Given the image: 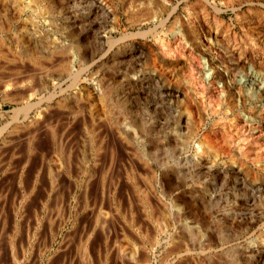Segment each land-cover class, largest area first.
<instances>
[{
    "label": "rangeland",
    "instance_id": "obj_1",
    "mask_svg": "<svg viewBox=\"0 0 264 264\" xmlns=\"http://www.w3.org/2000/svg\"><path fill=\"white\" fill-rule=\"evenodd\" d=\"M29 1L31 0H28V2ZM72 1L74 2V0ZM89 1L91 2L92 0H80V1L77 0L74 3L71 2L72 4L71 5L70 0H69L68 8L70 9L68 8L61 9L60 8L61 6L58 0L56 2L53 1L54 6L58 10L60 9L59 11H62V14L60 15V17H58L59 21L57 22H59V24L62 26L65 25V28L68 26L67 29L69 28L70 29V30L68 29L69 32L72 31L71 33H74L73 35L80 34V32L84 30V28L86 29L83 32L87 33L89 29V32L91 34L89 33L87 34H88V37H91L90 39H92L93 34L96 32L99 26L96 25L95 23L92 26L93 29L94 28L95 29L91 31L90 30L91 27L88 26V24H86L87 22L85 24L80 22L81 23L80 26L82 27L81 28L78 25L77 26L75 25L76 27L75 26L73 27L74 21L75 19L78 21L87 19V17H89V15L91 16V14H92L91 20L93 19L95 21L101 20L100 22L102 26L100 25L99 28H101L100 32H102L101 34L102 36H104L103 40H104L105 50L103 49V52H101L102 54L100 53L98 55L97 60L98 58H103V61H106V63H108L109 65L111 64L110 67H112L111 68L112 73H114V76H115V84L119 86L120 89L122 90L121 98L123 96V98L126 99L125 95H129V94L132 96V100L130 99L128 103L125 102L126 104L125 108L118 107V105L114 103L109 107L108 110H111V111L114 110L115 113L111 112V117L113 114H115L112 117L113 121L118 120V122L119 123L121 122V124L129 125L132 122L131 121L132 116H133L132 118H134L135 116L136 118L140 117V119H149V121L152 122L153 129L154 128L156 129V130L154 129L155 132H153L152 134L153 136L152 139L155 140V142L153 141L154 143L153 144L150 141L146 140L145 147L148 150V152L155 150L154 152H152L153 155H155L156 158H158L159 156L158 159H162L165 161L168 160L170 166L172 165L176 166L178 161H179V164H180V161L181 163H183L185 154H184V151L182 150V145L180 143L178 145L177 143H175L173 139V135L174 133L176 134L177 132L181 133V131L182 132L184 131L182 127L185 123L186 118L189 117L187 107H186V102H185L186 101L185 91L189 89H190L189 92L192 93L193 97L198 102V104L200 103L199 105L201 109L206 114V126H204L203 129L207 131H212V129L217 128L227 135H231L234 132V134L231 136L232 139L233 138L247 139L246 143L248 145L244 144L245 147L243 146L244 147L242 148L243 151L241 150L240 152H238L236 150L234 151V149L236 148L233 149L234 151L232 155L233 158L231 157V159L235 160L236 163H233L230 157L224 158L222 159V161L226 163L228 162L227 164L229 165L233 164V166L237 167L242 157L254 156L259 150L264 151V92H262L264 90H261L260 86H255L256 91L254 94H252V96L251 95L245 96V94L243 93V98H245L244 104H243L244 110L247 113H250L252 117L254 118L253 123H250L253 125V127L252 125L249 124L248 126H246V128L248 127L247 130L246 128H244L243 130L242 128H240V126H237L238 124L236 123L237 122L236 120H232V118L234 117L231 115V113L226 114L227 111H225L223 99L218 90L214 91L212 89L211 90L209 89V91H202L203 85L200 86V84H204L203 77H205V74L203 75L204 72L202 71V67L200 66L201 67L200 68L198 64H195L194 67H191V65L188 66V62L190 61L187 59L188 55L195 54V51L190 46V44H188L187 37H186L187 35L186 33L188 32V30H191L193 32L196 30L195 35L197 34L196 36L197 37L199 36L203 43V44L201 43V47H202L201 49L203 52L205 51L204 53H207L210 55L208 56L210 57L211 62L213 63V64L211 63L212 66L221 70L222 73L224 70L225 71L227 70V72L230 74V78L232 81L230 85L233 88L232 100L235 102L233 103L237 108L238 107L241 108L240 104L237 103L238 95L235 94L236 90L234 91V88L242 83L244 85L249 84L251 86L250 81L248 83L247 80L249 79V77H251L253 73L259 72L264 75V67H263L264 66V0H240V2H238L239 0H167L166 10L164 12H159L158 14H156L157 11H159L158 5L157 7L155 5V3H157L156 0L154 1L153 0H147V1L146 0H139V1L138 0H96V1L103 2L106 6V15L103 19H99V20L98 19L96 20L95 18H93L94 13L89 12V8H90ZM32 2L37 8H39V11L42 10V12L43 11L45 12V10H43L45 8L44 7L42 8L41 4H38L35 1H32ZM75 3L77 6H73V4ZM153 7H155L156 9ZM253 12L256 14H254ZM150 13L151 14L153 13L155 17L153 14L151 15ZM74 16H77V17L74 19ZM147 16H148V19H147ZM149 16L151 17V19ZM244 19L246 20L244 21ZM25 20H26V14L23 13L21 15L20 22H24ZM187 20L191 24H188ZM181 21L182 23L186 21V25L182 27V25L185 24V22L182 24ZM42 23L45 24L44 21ZM80 28L81 30H79ZM188 28H191V29H188ZM179 30L183 31L182 33L184 36L180 37V39L182 40L173 39L172 34ZM81 35H82V40H84L83 39L84 37H87L86 35H83V34ZM53 36L51 37L55 39L57 38V41L59 39L60 41H62V38L61 36H59V34L53 35ZM64 38L65 37H63V39ZM160 38L168 42L167 44L169 45H167L166 49L165 47H161L162 45L159 42ZM64 40L66 43L71 42L70 40L66 38ZM113 40L115 41L112 44L111 42ZM109 43H111V45H109ZM46 63H48L49 66ZM53 63L52 62L50 63V61L49 62L47 61V62H44V66L45 65L47 66V67L45 66L46 69H49L52 67L50 71L56 70L57 69L56 67H58V62L57 64L56 62H53ZM171 65L174 67L176 66L178 69L176 72L177 76L175 78L171 77L169 73V69L171 68ZM93 67L91 68V73L92 72L95 73L97 69L95 65ZM250 67H253V68H250ZM190 68L192 70L194 68L195 74H196L195 77L198 79L200 78L198 80V79L193 78L192 76V78L195 79V81L197 82V85L195 84L196 82H194V80H192V78L190 77L191 75L190 73H192V71L190 72ZM252 71L253 73H251ZM93 73L91 75H94ZM101 74L104 75L105 73L103 72ZM103 75H102V78L104 77ZM96 76L98 75H95L93 79L95 83H98L100 79H99V76L98 77ZM106 77H109V76H105L104 78ZM96 78H98L99 80ZM104 78H103V80H105L104 83H106L107 81L106 79L108 78L106 79ZM62 81H63L62 84L64 85V87L69 86L68 84H70V81L68 78H64ZM198 81L200 82L199 86H198V83H199ZM221 81L222 80H220V82ZM257 92H259L260 94H258ZM227 93L228 92L225 93L226 97L229 94ZM96 101H94V104L95 106L97 105L98 107L96 108L97 111H100L101 114H104L103 112L105 110L102 108V106L101 107L99 106V102L96 104ZM86 103L88 102L83 100L82 106L86 105L85 107L87 108L88 105ZM212 106L213 107L217 106L216 109L217 110L219 109L218 115L212 113V111H214V109H212L213 108ZM17 107H19V104L11 103L10 101L9 102L4 101L3 98L0 97V145L2 146V148L0 146V149L2 150V151L0 150V153H2L0 154V157H1L0 158V164H1L0 165V264H107L106 262H107L108 252H106V250L108 249L110 250V248L114 247L112 243H108L109 245L112 244L110 246L106 244L107 236L110 238L109 242L114 241L115 243V241L117 240L118 246L119 244L120 245L122 244L128 248L129 246H131L130 248L132 249L133 247L132 245H130L131 242L136 243L140 240L139 239L140 237L141 238L143 237L141 236V234L130 232L129 231L130 228L129 229L124 228V227H127L128 220L131 219L129 217L131 215L127 216V214H131V210H130V207L128 206V203L129 205L130 203L132 205L134 202L133 207H132L133 211H135L134 213L140 210L139 209L140 204H139V201L137 200L138 197L135 198L136 196L133 195L134 189L132 190V187L133 185H137V186L139 185L140 187H142L143 185L145 186L146 184L145 180L147 179L146 177L140 176V174L142 175L143 173V170H142L143 166L141 165L140 162H138L139 159H137V162L135 161L136 160L135 158H138L136 156V152H134L136 149L135 148L129 149L127 147V151L128 152L131 151L132 153L131 155L130 153L127 152L129 154V157H128L125 151L126 148H124L125 150L123 149V152H122L124 155L123 154L121 155L120 153L122 151L121 147H119V145L117 147L115 141L113 140V137L110 136L111 137L109 138L110 143H108V145L113 142L115 145L113 144L114 145L113 146L111 144L112 146L109 145V148L107 145L106 151L104 152L105 154L102 153L101 154L102 157H100L101 159L99 160H101V162L103 160H106L105 161L106 164L109 165L111 161V156L115 154V156L113 157H114V162L116 160L115 164L117 167L115 166L114 171H117L116 173L120 171L118 175H120L121 178L123 179V180L121 179V181L124 183L126 182L125 184L124 183L122 184H124V187L126 184L128 185V186L126 185V187L124 188L125 191H121L122 194L121 193L119 194L118 200L119 198L121 199L120 201H122L123 199L122 202L124 203V207L126 206L125 204H127L128 208L125 207L127 209L124 208L121 214H117L115 211L114 212L116 214H114V212L112 214V212L110 211H113L114 209L110 210V208L112 207H110V204L107 203L106 204L107 206L105 205V210L107 209L106 212L110 213V215H108V217L103 216L104 219L103 218L101 219L100 217V219L102 220V222L100 220V224H103L104 223L103 220L107 218L108 220L107 221L105 220V221L106 222L109 221L108 226L110 225L112 226L111 223L113 221L114 222L116 221L114 224L115 225L117 224V225L114 227L118 229L116 231H113L111 230L112 228L110 226L108 227L110 230L109 231L106 227L105 229H106V233L108 234L107 235L103 227H98L95 231L98 233L99 228H101L99 231L100 233L98 235H96L97 233H94V236L92 234V238L94 237L93 239L97 241L96 237L97 238L101 237L100 239L98 238L100 247H99L98 241L95 242L93 239L92 240L90 239L91 242L89 241L90 243H87L88 244L87 245L85 242V239H87L86 236H88L89 233H93V231L87 229L86 230L87 232H86L84 229H86V227L89 228L88 225L90 226V224L95 222V221L94 222L92 221V223H90L92 219L91 220L89 219V218H93V220H95L94 219L95 216L93 217L91 209L87 210V212L89 213L85 212L86 215L88 214L87 216L83 214L84 211L82 208L86 204V197H84L85 195H84V192L82 191L84 190V188L80 186L79 190L76 191V188L74 187L75 185L73 183L69 184V182L65 184L66 186H63L64 188L63 187L61 188V186L57 185L58 182L56 180L57 178L56 175H57V166L59 165V159L63 157H65L66 159V156H67V155L64 156L60 148L57 146V137H56L57 133H55V131L53 130L55 129L54 126L57 127V124H56L57 114L54 115L53 117V118H56L55 119L56 121L52 119V117L50 116L51 118L46 117L44 119L45 122L42 121L44 123L42 122L40 123V128L41 129L45 128V130H42L44 133L41 131L42 134L39 133V137L37 136L34 138L35 145L33 144V146H30V145L27 146V144H29L28 142L30 141L29 140L30 135L29 134H28L29 136L27 135L28 130L26 131L25 128L27 129L29 122L28 120H26L24 115H20L18 119H15V117H13L15 116L14 109H16ZM203 107L205 110L203 109ZM100 108L102 110H100ZM110 108H113V109H110ZM125 110H128L131 113V115L127 113L128 111L124 112ZM223 114H225V116ZM226 115H229V116H226ZM47 118L48 119L50 118L49 119L50 121ZM46 121L47 123L51 121L53 122V123L52 122L48 123L49 125L50 124L54 125L53 127L52 125H50L53 129H51L49 125H48L49 127L46 125L47 124ZM79 123L80 125L79 126L77 125L76 128L74 127L72 132L69 133L70 135L72 134L71 136H69L68 134L67 135L65 134V136L67 137L66 139L64 137L65 140H69L72 138L67 143V146L65 148L66 149L65 154H67L68 151H71L72 153L71 155L73 156L71 157V159L73 158L72 159L73 167L75 166L74 171L75 173L77 172L78 176L80 177L79 179L81 180L84 186L85 183L83 182L88 179V175H86L83 172L85 169L81 168V166L84 167L83 166L84 165V154H87V155L90 154L89 156L93 157L92 160L89 162L88 168L89 170L91 169L90 171L94 172L95 169L93 167V164L96 161L95 160L93 161V159L94 157H97L96 156L97 151L95 150L97 149L98 145H97V142H95V147H94V143H91V142L88 143L89 140L86 138L87 137V134L85 133L86 130L83 127L84 125L81 124L82 120H79ZM21 124H23V126L25 127L24 128L23 126H21V128L25 130L26 133L20 128ZM43 124H45V126H43ZM212 124H214L215 126H213ZM87 125H89V123ZM2 127L3 128L7 127V128L4 130ZM225 128H226V131H225ZM88 130L90 131L91 129L88 128ZM157 132H158V135H157ZM26 135L29 139L26 137ZM68 137H71V138H68ZM218 137H221V135H218ZM158 138H159V141H158ZM142 139L144 138L142 137ZM219 139L221 140V138ZM3 142L6 145L2 144ZM35 146L36 147L38 146V147L36 148ZM57 147L59 151L57 150ZM112 147L114 148L112 149ZM117 149L118 150L120 149L119 150L120 152ZM111 150L113 151V155H111ZM169 151L172 154H170ZM244 151H247L248 153L250 152V154L248 155V153ZM86 152H89V153H86ZM30 153L34 155L32 156ZM116 154L118 157L122 159L121 161H120V158L116 156ZM133 154H135V156ZM122 156L124 157L122 158ZM74 159L75 161L73 162ZM132 160L134 162H132ZM105 162L103 161V163ZM237 162H238V165H237ZM136 163H140V165L137 164L138 165L137 166ZM134 165H136L137 167H135ZM50 167L52 170H54L53 171L54 173L52 172ZM131 167L133 168L135 167V169L139 168L137 170L139 171V174H137L138 172L136 171L135 176H134L135 179L132 181L131 180L128 181V180H125L126 176L124 174L125 173L124 171L125 169L131 170ZM32 170H34L35 172ZM98 170L99 169H96L95 171L97 172ZM263 170H264V166H263ZM51 172H52V175H51ZM28 173L30 174L28 175ZM31 173L38 176V180L35 177L33 178V176H31ZM16 175L18 176L17 178L15 177ZM39 175L41 177H39ZM262 175H264L263 172H262ZM28 176H30L31 179ZM241 177H243L245 181L247 180L246 181L247 185H250V187L264 185V181H263L264 176H262L263 177L262 179L259 178L260 180H257V181H254L252 177L249 176L248 174L247 175L242 174ZM22 178L24 180H22ZM221 178L222 177H219L215 181H217L216 182L217 187L221 191L222 196L224 197L226 196V197L223 198L221 196L219 205L214 208L216 211L213 209L212 221L214 222L215 225H217L216 227L219 228L220 226V228L223 227L225 230H227L228 236L230 237L232 236V232H235V234H233L231 238L233 241L230 239L231 241L229 243L230 245L229 244L227 245V246L233 247L237 245L235 243L240 242V240L236 239L238 231L239 232L241 231L242 232H248V231L253 232L255 230H258L259 231L258 233L264 232V225H262L261 227L262 222L264 224V212H262L264 211V205H263L264 204L263 203L264 194L261 195V194L256 193L257 194L256 196L258 197V201L256 203L257 205H254L253 207L248 208V206L245 205V201H244L245 197L244 195H242L243 194L242 191L240 192V188L237 187L239 183L235 181L236 179L233 177L229 179L228 181L224 182V179L223 178L221 179ZM76 179H78L77 176L75 177L74 181ZM97 180H98V177L97 179L93 178L91 181V184H90L91 187L89 188V190H91L92 194H95L94 191H96L95 187H97V184H96ZM76 182L78 184L80 183L78 182V180H76ZM129 182L131 186L129 185ZM136 182L137 183L139 182V183L136 184ZM67 184L70 186H68ZM65 187L67 188L69 187V188L67 189ZM128 187L131 190V191L129 190L131 198L128 196H125L126 193L128 192L127 190ZM60 194H62L63 197H65V200L64 198H61V200L63 199L62 201L60 200ZM127 194H129V192ZM91 197L94 198V196L92 195ZM92 198H88L90 200L88 201V203L91 202ZM127 198L129 202L127 201ZM72 200H73V203L71 205V210H70L68 205L70 201ZM125 200L127 201V203ZM93 201L94 199L92 200V202ZM260 202H261V207H260ZM90 204L92 205L93 203H90ZM78 207L80 208L82 207L81 208L82 211L80 210L78 211V209H80ZM260 208L262 209L260 210ZM126 210L130 211V213ZM250 210L252 212H255V215H254L255 219L253 222L250 218L249 220L243 217L247 219V221H245V219L242 218V215L246 213L248 214L249 212H251ZM81 214L83 215L82 216L83 219L81 217ZM125 216H127L129 219L125 218ZM140 216H141V213H140ZM236 216H238V219H239L237 223L235 220ZM81 219L83 220L82 221L83 224L85 223V221L87 223L88 220H90L89 224H86L85 228L81 225L82 224V222H80ZM118 220L120 222H118ZM223 221L225 223H222ZM248 221L251 222V224ZM243 224L245 226H243ZM79 225L83 227L84 229L82 228L80 230ZM99 226H102V225H99ZM78 230H80L82 233ZM83 230L85 232H83ZM172 231L173 229L170 230L171 233ZM126 232L130 234H127ZM121 233L122 235L124 233L127 234L128 238L130 239L124 240L125 242H122L123 238H120L122 237ZM131 233L133 236L131 235ZM79 234H81V236H79ZM83 234H84V237H86L85 239H83L84 238ZM134 234L136 235V239H138L137 241L134 238L135 237ZM76 235H78L79 237ZM69 236L71 237V239ZM73 236L75 238L74 240L72 238ZM162 239H163L162 244L159 247H157L153 253V255H155L156 257L154 260V264H161L162 256H164L163 261H162V263L164 264V261H165L164 259L167 255L166 250H168L169 245L165 243L166 242L165 234H162ZM69 241H71V244ZM92 241H94V244ZM80 243L82 245H84L85 243V245L82 246L80 245ZM91 244L93 246L95 245L94 249ZM104 246H105V249H104ZM81 247L83 251L81 250ZM149 249L153 250L151 247H149ZM100 250H101V253L99 252ZM169 259L174 260V257L171 256L169 257ZM112 263L113 262L110 261L108 264H112Z\"/></svg>",
    "mask_w": 264,
    "mask_h": 264
},
{
    "label": "bare ground",
    "instance_id": "obj_2",
    "mask_svg": "<svg viewBox=\"0 0 264 264\" xmlns=\"http://www.w3.org/2000/svg\"><path fill=\"white\" fill-rule=\"evenodd\" d=\"M32 1H35L38 4H41L42 8L43 7L45 8V9H43V10H45V12L44 11L42 12V10H40L41 11L40 12L39 8H37ZM53 1L56 2L57 0H31L29 2H28V0H0V97H2L4 101H8V102L10 101L11 103L19 104V107L14 109L15 110V116H13V117H15V119H18L20 115H24L26 120H28L29 123H28L27 129L23 126V124L20 125V128H21V126H23L26 131L28 130L27 135L28 134L30 135V139L26 135V137L30 140L28 142L29 144H27V146L28 145L33 146V144L35 143L34 138L37 136L39 137V133H41L42 130H45L44 127H43L44 129L40 128V123L42 121L45 122L44 119L46 117H50V116L52 117V119L55 120L56 118H53V117H54V115L57 114L56 115L57 121L55 120L57 127L50 124V125H52V127L54 126L55 129H53L48 124V123H51L52 121L47 123V121L51 117L49 119L47 118L48 120L46 121V123H47L46 125L47 126L49 125L50 128L53 129L55 131V133H57V135H56L57 146L60 148L63 155L64 156L67 155V156H66V159H65V157L59 159V165L57 166V175H56L57 178H56V176H55V178L58 182L57 185L61 186V188L63 186H66L65 184L68 182H69V184L73 183L75 185V186L74 185L73 186L76 188V191L79 190L80 186L82 188H84V190H82V191L84 192V195H85L84 197H86V204L84 205V207L82 205L83 208L81 207L84 211L83 214H85V212H87V210L91 209L93 217L95 216L94 217L95 220H93V218H89L90 220L92 219L91 222H90V220H88L87 223L85 221V223H84L85 225H84L82 222L83 221L82 220L83 215L81 214L82 219L80 222H82L81 225L84 228L86 227V224H89V222L92 223V221L93 222L95 221L94 223L90 224V226L88 225L89 228L86 227V229H84L83 227H81L79 225L80 230L83 228L85 231L87 229L93 231V233H89L88 236L85 235L87 237V239H85L86 237H84V234H83L84 238L83 237L82 238L85 239L86 244L90 243L91 240L94 238V237L92 238V234L94 236V233H97L95 230L98 227H103L105 230V233H106V229H105L106 227L109 230L108 227H110L111 225L108 226L109 221L106 222L108 220L107 218H105L106 221L103 220L104 225L100 224V220L103 218V216L108 217V215H110V213L106 212L107 209L105 210V205L107 203H109L110 207H112V208H110V210L114 209L113 211H110V212H112V214L114 211L117 214H121L122 210L125 207H127V204H125L126 206L124 207V203L122 202L123 199H122V201H120L121 200L120 198L118 200L119 194L121 193V191H125L124 188L126 187L127 184L124 187V184L126 182L124 183L121 181L122 178L120 175H118V173L120 171L118 173H116L117 171H114L115 166H116V164H115L116 160L114 162L113 156H115V154L113 155V151L111 150V155H113V156H111V161H110L109 165L106 164V162H105L106 160H103L105 163H103V161L101 162V160H99V159H101L100 157H102L101 154L106 151L107 145H108V143H110L109 138H111L110 136H112L117 147L119 145V147H121V149H122L121 152L119 151L120 149L119 150L117 149L121 153V155L123 154L122 152H123L124 148H126V150L124 149L126 151V153L128 152L127 147L129 149L130 148L136 149L134 152H136V156L138 158L134 157L135 154H133L134 155L133 157L136 159L135 160L136 162H137V159H139L138 162H140L141 165L143 166L142 170H143L144 175L142 173V175L140 174V176L146 177L147 179L145 180V183H146L145 186L143 185L144 188H143V186L140 187L139 185L138 186L133 185V187H132V190L134 189L133 195L136 196L135 198L138 197L137 200L139 201V204H140V206H139L140 210L138 208L137 209L140 212L136 211V213H134L135 211H133V209H132L133 204H134L133 201H132L133 202L132 205H131V203H130V205L128 203V206L130 207V210H131V214H127L128 212L130 213V211H128L129 209L126 210V211H128L126 214H127V216L131 215V216H129L131 219L128 220L127 227H124L127 229L130 228L129 231L132 233L135 232L137 234H141V236L143 238L140 237L139 238L140 240L136 243H132L130 240V242H131L130 245H132V247H133L131 249L130 248L131 246H129V248L125 247L122 244L121 245L119 244V246H118L117 240L115 241V243H114V241L113 242L111 241L112 239L110 240L111 242H109L110 238L107 236L106 244L112 243L114 245V247L110 248V250L109 249L106 250V252H108L107 253V262H106L107 264L110 261L113 262L114 264H154V260L156 257H155V255H153V253H154L155 249L162 244V240H163L162 234L166 235V242L165 243H167L169 245L168 250H166L167 255L164 259L165 260L164 264H264V234H263L264 232L258 233L259 232L258 230H255L253 232L252 231L251 232H249V231L248 232H242V231L239 232L238 231L236 239L240 240V242L235 243V244H237L236 246L230 247L227 245L231 242L230 239L232 238L233 234H235V232L231 231L232 236L230 237V236H228L227 230H225L223 227L220 228V226H219V228L216 227L217 225H215L214 222L212 221L213 209L219 205V202H220V199L222 196L221 191L217 187V183H216L217 181H215L219 177H222L224 179V182L228 181L229 179L234 177L236 179L235 181H237L240 184V185L238 184L237 187L240 188V192L242 191V193H243L242 195H244V197H245V199H244L245 205L248 206V208L253 207L254 205H257L256 203L258 201V197L256 195L257 194H261V195L264 194V185H259L256 187H253V186L250 187V185H247V182H246L247 180L245 181V179L241 176H242V174L243 175L248 174L249 176L252 177V179L254 181H257V180H260L263 178L262 176H264V175H262V172L264 173V170H263L264 151L259 150L261 152L258 151L254 156L242 157L241 161H239L240 162L239 165L237 162V165H238L237 167L233 166V164L229 165V164H227L228 162L226 163V162L222 161V159L227 158V157H230V159H231L233 152L235 150L240 152L242 150V148H244L245 145L247 144L246 143L247 139H242V138H241L242 140L241 139H235V138L232 139L231 136L234 134V132L231 135H227V134H224L220 129H217V128L212 129V131H207V130L203 129V127L206 126V114L201 109V107L199 105L200 103L198 104V102L193 97L192 93L189 92V90H190L189 89V90L185 91L186 92L185 93L186 101L184 100L186 102V107H187L189 117L186 118L185 123L182 127V129L184 131L183 132L181 131V133L180 132H177L176 134L174 133V135H173V139H174L175 143H177V145L179 143L182 145V150L184 151V154H185V157L183 159V163H181V161H180V164H179V161H178L176 166H173V165L170 166L168 160L165 161L162 159H158L159 158L158 155H157L158 158H156V156L153 155V153H152L155 150L148 152V150L145 147L146 140L150 141L151 143H153V141L155 142V140L152 139V137H153L152 134H153V132H155L154 131L155 128L153 129L152 122H150L149 119H140V117L136 118L135 116H134V118H132L133 117L132 116L131 117L132 122L129 125L128 124H121V122L119 123L118 120L113 121L112 117L115 114H113L111 117V112L113 113L114 110L113 111L108 110L109 107L114 103L117 104L118 107L125 108V105H126L125 102L128 103V101H130V99L132 100V96L129 94V95H125L126 99H124L123 96L121 98L122 90L120 89L119 86H117L115 84V76H114V73H112V69H111L112 67H110L111 64L109 65L108 63H106V61H103V58H98V60H97L98 55L101 52H103V49H104V40H103L104 36H102V34H101L102 32H100L101 28H99V27L101 25V22H100L101 20H99V19H103L106 15L105 4L103 2L96 1V0H92L91 2L89 1L90 2L89 12L94 13L93 18H95L96 20L98 19L99 21H95L94 19L91 20L92 14H91V16L89 15V17H87V19H84L82 21L76 20L75 18L77 16H74L75 21H74V24L72 22L73 27L75 25L80 26V24H81L80 22H82L84 24L87 22L86 24H88V26L91 27V28L88 27V28H90L91 31L95 29V28L93 29V27H92L95 23H96V25L99 26L98 27L99 30L97 29L98 32H97V30L95 33L93 32L94 33L93 36L91 35L92 39H90L91 37H88V34H87V33L91 34L89 32V29H88L87 33L83 32L86 29V28H84V30H82L81 32L79 31L80 34L73 35L74 33H71L72 31L69 32V30H70L69 28H68L69 30L67 29L68 26L65 28V25L62 26L59 24V22H57V21H59L58 17H60V15L62 14V11H59L60 9L58 10L54 6ZM76 1L74 0V2H76ZM156 1H157V3H155V2L154 3L156 5V7L158 5V10H159V11H157L156 14H158L159 12H164L166 10L167 0H156ZM58 2L61 6L60 7L61 9H67L69 6V0H58ZM71 2H73V1L70 0V4H71ZM238 2H240V0ZM56 5H57V3H56ZM73 6H77L76 3L73 4ZM153 8H155V7H153ZM68 9H70V8H68ZM23 13L26 14V20L24 22H20L21 15ZM71 13H72V11H71ZM254 14H256V13H254ZM65 16H67V15H65ZM154 17H155V15H154ZM255 17H256V15H255ZM147 19H148V16H147ZM150 19H151V17H150ZM245 20L246 19H244V21ZM43 21L45 22V24L42 23ZM184 22H185V24H183ZM184 22L182 23V21H181V23L183 24L182 27L186 25V21H184ZM161 23H163V22H161ZM187 23L191 24L188 20H187ZM70 27H71V25H70ZM81 28L79 30H81ZM188 29H191V28H188ZM186 30H187V28H186ZM195 31L193 32L191 30H188V32L186 33L187 35L184 33L187 37L188 44H190V46L195 51V54L188 55L187 59L190 60L189 62L187 60L188 66L191 65V67H194L195 64H198L199 67L200 66L202 67V71L204 72L203 75L205 74V77H203L204 78V81H203L204 84H200V82L198 81L199 82L198 86H199V84H200V86L203 85L202 91H209V89L210 90L212 89L214 91L218 90L221 94L222 99H223L225 111H227L226 114L231 113V115L234 117V118H232V120H236L237 121L236 123L238 124L237 126H240V128H242L244 130V128H246V126H248L250 123H253L254 118L252 117V115L250 113H247L244 110L243 104H244L245 98H243V93L245 94V96H247V95L252 96V94H254L256 91L255 86H260V89L264 90V75L259 73V72L253 73V71H252L251 73H253V74L247 80L248 83L250 81L251 86L249 84L244 85L242 83L243 85L239 84L238 86H236L234 88V91L236 90L235 94L238 95V102L237 103H239L240 107H241V108H239V107L237 108L234 105L235 102L232 100L233 88L230 85L232 83L231 78H230V74L227 72V70L226 71L224 70L222 73L221 70L212 66L213 63L211 62V59L209 57L210 55L207 53H204L205 51L204 52L202 51V49H201L202 48L201 47L202 40L199 36L198 37L200 39L196 36L197 34L195 35ZM182 32L183 31L179 30V31H176L175 33H173L172 34L173 39H180V37H183L184 35ZM57 34H59V36H61L62 41H60V39L57 41V38L55 39V38L51 37V36L57 35ZM81 34L86 35L87 37H84L83 38L84 40H82ZM63 37L70 40L71 42L66 43L64 40L65 38L63 39ZM90 40H92V41H90ZM180 40H182V39H180ZM114 41L115 40H113L111 43L113 44ZM177 41H179V40H177ZM159 42L162 45L161 47H165V49H166L167 45H169V44H167L168 42H166V40L161 39V38L159 39ZM111 43H109V45H111ZM101 56H103V55H101ZM47 61L48 62L50 61V63L56 62V64L58 62V67H56L57 69L51 70V71H50V69L52 67L49 69H46L45 68L46 65L44 66V62H47ZM46 64L49 66L48 63H46ZM252 64H254V63H252ZM94 65L96 66L97 69H96L95 73L92 72L94 75H91L92 74L91 68ZM172 65H171V68L169 69V73H170L171 77L175 78L177 76L176 72L178 69L176 66L174 67ZM259 66H261V65H259ZM53 67H54V65H53ZM93 68H95V67H93ZM250 68H253V67H250ZM191 71H192V73H190L191 74L190 77L192 78V76H193V78L198 79L195 77L196 76L195 69L193 68V70H192L190 68V72ZM103 72L107 75L101 74ZM95 75L99 76L100 80L98 78H96L99 80V81L97 80L98 83H95V81L93 79V77ZM102 75L104 77L109 76V77H106L108 79L103 77L104 79L107 80L106 83H104L105 80H103ZM98 76H96V77H98ZM64 78H68L70 81V84H68L69 85L68 87H64V85L62 84V82H63L62 80ZM168 78H170V77H168ZM193 78H192V80H194V82H196L195 79H193ZM220 80H222V81L220 82ZM239 82H240V80H239ZM195 84L197 85V82ZM221 84L223 85L222 89L220 88ZM229 85H230V87H229ZM225 91L229 93V94L227 93L228 94L227 97L225 96L226 95ZM262 92H264V91H262ZM257 93L260 94L259 92H257ZM210 98H212V97H210ZM83 100H85L86 102L89 103V104L86 103L88 105L87 108L85 107L86 105L82 106L84 104V103L82 104ZM94 101H96V104L99 102V106L100 107L102 106V108L105 110V111L103 110L104 112L101 111L104 114H101L100 111H97L96 108H98V107H97V105L95 106ZM201 105H202V103H201ZM115 106H114V108H115ZM118 107H116V108H118ZM216 107L217 106H214L212 108V109H214V111H212V110L211 111H212V113L218 115L219 109L217 110ZM110 109H113V108H110ZM120 109H119V111H120ZM203 109H204V107H203ZM100 110H102V109L100 108ZM126 111H128V110H125L124 112H126ZM116 112H118V111H116ZM127 113H129L131 115V113L129 111ZM223 115L225 116V114H223ZM226 116H229V115H226ZM79 120H82L81 124L84 125V126L83 125L82 126L86 130L85 131L83 129L85 131V133L87 134L86 138L89 140V141L87 140L88 143L89 142L94 143V147H95V142H97V145H98L97 149L95 150V151H97V155H96L97 157H94V159H93V161L94 160L96 161L93 164L94 169L95 170L99 169L97 172L95 170H94V172L90 171L91 169L89 170V168H88L89 162L92 160L93 157L92 156L90 157L89 156L90 154L89 155L84 154V165H83L84 167L81 166V168L82 169L84 168L85 170L83 172L86 175H88L87 180L84 181V179H83V181H84L83 183H85L84 186H83L81 180L79 179L80 177L78 176L77 172L75 173V171H74L75 166L73 167V163H72L73 158L71 159V157H73V156L71 155L72 154L71 151H68L67 154H65V152H66L65 148L67 146V143L72 139L71 137H68L71 139L65 140L67 138L65 136V134L66 135L68 134L69 136H71L72 134L70 135L69 133L72 132L74 127L76 128L77 125L78 126L80 125ZM110 120H112V121H110ZM128 121H130V120H128ZM44 122H42V123H44ZM62 122H63V124H62ZM76 122H78V123H76ZM88 123H89V125H87ZM217 123H218V121H217ZM212 125L215 126L214 124H212ZM250 125H252V124H250ZM43 126H45V124H43ZM59 127H61V128H59ZM252 127H253V125H252ZM6 128L7 127L3 128V129L5 130ZM16 128H17V126H16ZM88 128L91 130L89 131ZM247 128H246V130H247ZM4 130H2V131H4ZM22 130H20V131H22ZM25 130H23V131H25ZM26 131H25V133H26ZM225 131H226V128H225ZM157 135H158V132H157ZM218 135H221V137H218ZM64 137H65V139H64ZM142 137L144 139H142ZM219 138H221V140ZM35 140H37V139H35ZM158 141H159V138H158ZM2 144H4V142ZM111 144L113 145L114 142ZM111 144H109V145H111ZM4 145H6V144H4ZM109 145H108V148H109ZM58 147H57V150H58ZM142 147H144V148H142ZM179 147H180V145H179ZM1 148H2V146H1ZM68 148H67V150H68ZM113 148L114 147H112V149ZM152 148H154V147H152ZM234 148H236V149H234ZM233 149H234V151H233ZM32 150H34V149H32ZM115 150H116V148H115ZM262 151H263V153H262ZM244 152H247V151H244ZM86 153H89V152H86ZM128 153H130L132 155L131 151ZM128 153H127V155L129 157ZM0 154H2V153H0ZM12 154H13V152H12ZM30 154L32 155V153H30ZM170 154H172V153L170 152ZM249 154H250V152L248 153V155ZM121 155H119V156H121ZM131 155H130V157H131ZM116 156H117V154H116ZM117 157H115V158H117ZM123 157L124 156H122V158ZM118 158H120V157H118ZM80 160H82V159H80ZM121 160L122 159L120 158V161ZM231 160L233 161V163H236L235 160H233V159H231ZM74 161H75V159L73 160V162ZM132 162H134V161L132 160ZM140 163H136V165L137 164L140 165ZM79 164H80V162H79ZM136 165H134V166L137 167L138 165L137 166ZM35 166H36V164H35ZM97 167H99V168H97ZM135 167L134 168L131 167V170H127L124 168L125 169L124 174L126 176L125 180H128V181L131 180L132 181L135 179L134 178L135 172L139 169V168L135 169ZM90 168H92V167H90ZM50 169H51V167H50ZM78 170H80V169H78ZM116 170H117V168H116ZM142 170H141V172H142ZM17 171H18V169H17ZM32 171H34V170H32ZM53 171L54 170H52V172ZM52 172H51V175H52ZM114 172H115V174H114ZM137 172H138L137 174H139V171H137ZM29 174L30 173H28V175ZM75 174H77V175H75ZM31 176H33V178L35 177L38 180V176H36L35 174L31 173ZM76 176L78 178L76 180H78V182H80L79 183L80 185L76 182V180L74 181ZM15 177L17 178L18 176L16 175ZM28 177L31 179L30 176H28ZM39 177H41V176L39 175ZM97 177H98V180L96 183L97 187H95L96 191H94L95 194H92L91 190H89V188L91 187L90 184H91L92 179L93 178L97 179ZM24 178H26V177H24ZM137 179H138V177H137ZM22 180H24V179L22 178ZM27 182H28V180H27ZM122 183H124V184H122ZM138 183L136 182V184H138ZM129 185H130V182H129ZM68 186H70V185H68ZM65 188H67V187H65ZM57 189H58V187H57ZM127 190L129 192V194H127L128 193L127 192L125 196H128L131 198V195H130L131 190L129 189V187ZM222 191H224V190H222ZM57 192H58V190H57ZM20 193H21V191H20ZM62 194H60V200H61V198H64V200H65V197H63ZM91 195L94 196V198H92ZM222 197L225 198L226 196L225 197L222 196ZM88 198H92V200L94 199L93 202H92V200L90 202V203H93L92 204L93 206L90 203H88V201H90ZM68 199H69V197H68ZM66 200H67V198H66ZM73 200L70 201L69 205L67 204L69 206L70 210H71V205L73 203ZM127 201L129 202L128 198H127ZM127 201H126V203H127ZM260 207H261V202H260ZM78 208H80V207H78ZM81 208L78 209V211L79 210L82 211ZM127 208H125V209H127ZM262 208H260V210ZM137 209H135V210H137ZM115 212H114V214H116ZM137 212H139V213H137ZM262 212H264V211H262ZM87 213H89V212H87ZM140 213H141V216H140ZM138 214H139V216H138ZM76 215H77V213H76ZM254 215H255V212L251 211L248 214L247 213L243 214L242 218L243 217H245L247 219L250 218L253 222L255 219ZM91 216H89V217H91ZM127 216H125V218H128ZM100 217H101V219H100ZM222 217H224V216H222ZM245 218H243V219H245ZM79 219H80V217H79ZM119 219H120V217H119ZM247 219H245V221H247ZM115 220H117V219H115ZM235 220L237 223V221L239 220L238 216H236ZM101 222H102V220H101ZM105 222H106V224H105ZM115 222L113 221L111 223L112 224L111 230H113V231H116L118 229V228L114 227L117 225V224L116 225L114 224ZM118 222H120V221L118 220ZM76 223H77V221H76ZM222 223H225V222L223 221ZM249 223L251 224V222H249ZM244 224H243V226H245ZM99 225H102V226H99ZM262 225H264L263 222L261 224V227H262ZM77 228H78V226H77ZM100 229L101 228H99V231H100ZM171 229H173L172 233L170 232ZM80 230H78V231H80ZM84 230H83V232H85ZM99 231L96 235H98L100 233ZM126 233L130 234L128 232H126ZM132 233H131V235H132ZM127 234L124 233L122 235V233H121L122 237H120V238H123L122 239L123 241L121 239L120 240L122 242H125L124 240L130 239V238H128ZM76 236H78V235H76ZM79 236H81V234H79ZM72 238H73V240L75 239L74 236ZM98 238L96 237V240L98 241V244H99ZM134 238L136 241L138 240V239H136V235ZM70 239H71V237H70ZM80 239H81V237H80ZM116 239H118V238H116ZM93 240L95 241V239H93ZM94 241H92L93 244H94ZM97 241H95V242H97ZM69 242L71 244V241H69ZM82 243H83V241H82ZM112 244H110V245H112ZM80 245H82V244L80 243ZM84 245H85V243H84ZM84 245H82V246H84ZM95 245H96V243H95ZM94 246H93V249H94ZM99 247H100V244H99ZM149 247H151L153 250H150ZM104 249H105V246H104ZM81 250H82V247H81ZM99 252L101 253V250ZM171 256L174 257V260L169 259V257H171ZM163 258H164V256H162V261H163ZM110 259H112V260H110ZM162 261H161V264H163Z\"/></svg>",
    "mask_w": 264,
    "mask_h": 264
},
{
    "label": "built area",
    "instance_id": "obj_3",
    "mask_svg": "<svg viewBox=\"0 0 264 264\" xmlns=\"http://www.w3.org/2000/svg\"><path fill=\"white\" fill-rule=\"evenodd\" d=\"M220 88L222 89L223 88V85L221 84Z\"/></svg>",
    "mask_w": 264,
    "mask_h": 264
}]
</instances>
